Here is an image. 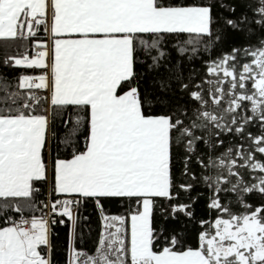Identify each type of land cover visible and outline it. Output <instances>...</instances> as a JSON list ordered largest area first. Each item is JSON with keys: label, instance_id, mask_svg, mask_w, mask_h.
I'll return each mask as SVG.
<instances>
[{"label": "snow or ice", "instance_id": "6c2138e0", "mask_svg": "<svg viewBox=\"0 0 264 264\" xmlns=\"http://www.w3.org/2000/svg\"><path fill=\"white\" fill-rule=\"evenodd\" d=\"M0 48V264H264V0H0Z\"/></svg>", "mask_w": 264, "mask_h": 264}, {"label": "trees", "instance_id": "16d2710c", "mask_svg": "<svg viewBox=\"0 0 264 264\" xmlns=\"http://www.w3.org/2000/svg\"><path fill=\"white\" fill-rule=\"evenodd\" d=\"M12 50L13 49H9V51H12ZM0 54H2V48H0ZM197 67L199 68V64L197 65ZM200 70L201 72L203 71V69H200ZM6 71L10 73L11 75L15 76L19 73L30 71V69L24 68L22 66H13L11 68H8ZM197 187H198V190L201 193H203V195H201L200 199L196 203L195 209L198 215L203 216L205 212V197L207 194L205 193V189L203 186H197ZM252 199H256V197H252ZM81 211L83 215L89 217V220L84 222L85 226L83 228V231L87 239L84 241L83 246L87 250L90 251L92 249V240L95 238L96 234L99 231L100 221H99L97 212L92 208L91 204L86 205L84 208L81 209ZM55 231L58 235V242L61 245H63V242L66 237L65 226L60 225L56 227ZM60 256H61V259L66 258V253H64L63 247H61Z\"/></svg>", "mask_w": 264, "mask_h": 264}]
</instances>
